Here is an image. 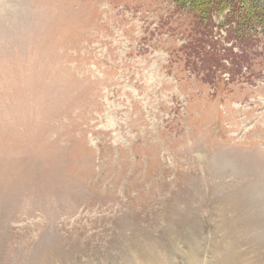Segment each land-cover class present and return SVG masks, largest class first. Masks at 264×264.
<instances>
[{"label":"rangeland","instance_id":"374dc122","mask_svg":"<svg viewBox=\"0 0 264 264\" xmlns=\"http://www.w3.org/2000/svg\"><path fill=\"white\" fill-rule=\"evenodd\" d=\"M188 12L0 0V264H264V29L209 69Z\"/></svg>","mask_w":264,"mask_h":264},{"label":"trees","instance_id":"16d2710c","mask_svg":"<svg viewBox=\"0 0 264 264\" xmlns=\"http://www.w3.org/2000/svg\"><path fill=\"white\" fill-rule=\"evenodd\" d=\"M181 8L189 10L191 17L189 31H193L195 36L189 43L193 56L205 57L209 69L214 66L222 69H239L240 73L243 67L248 70L253 67L254 59L246 52L250 53L251 46L261 39L264 29V15H262V6L256 0H248L249 6H246L245 0H176ZM224 13V20L219 24L216 19ZM225 29L228 33L226 41H233L231 47L222 45L219 31L215 28ZM221 47L232 54V66L228 62H222ZM208 44L211 46L208 48ZM236 45L242 50L241 54L234 53L233 46ZM192 47V48H191ZM246 54V56L244 55ZM231 71V70H230ZM251 74V73H250ZM221 75V74H220Z\"/></svg>","mask_w":264,"mask_h":264}]
</instances>
